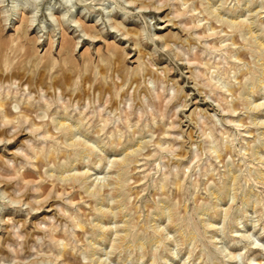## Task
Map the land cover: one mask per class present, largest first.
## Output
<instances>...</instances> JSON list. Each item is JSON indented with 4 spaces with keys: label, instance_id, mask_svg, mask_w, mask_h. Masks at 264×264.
<instances>
[{
    "label": "clouds",
    "instance_id": "obj_1",
    "mask_svg": "<svg viewBox=\"0 0 264 264\" xmlns=\"http://www.w3.org/2000/svg\"><path fill=\"white\" fill-rule=\"evenodd\" d=\"M0 264H264V0H0Z\"/></svg>",
    "mask_w": 264,
    "mask_h": 264
},
{
    "label": "rangeland",
    "instance_id": "obj_2",
    "mask_svg": "<svg viewBox=\"0 0 264 264\" xmlns=\"http://www.w3.org/2000/svg\"><path fill=\"white\" fill-rule=\"evenodd\" d=\"M55 2L58 4L59 0H55ZM86 28H88L89 30H92V29L95 28V25L91 24V23H88V24H86ZM165 31H167V30H165ZM51 43H53V42L50 41V44ZM71 44H72V36H71V34L68 33V32H64L63 35H62V39H61V42H60L59 46L56 47V50L52 53V55H57L59 53V51H61L62 49L70 48ZM37 51L40 52L41 55H43L44 52L47 51V49H43L42 50L40 48H37ZM85 51H86V48H81L79 53L77 54V59L82 57L84 55ZM99 51H100V46L98 45L96 47V49L91 54L95 55ZM45 79H46V69L39 70V78H38V80L36 82L37 86L43 85L45 83ZM17 219L22 220V218H17ZM33 219L35 220L36 218L34 217Z\"/></svg>",
    "mask_w": 264,
    "mask_h": 264
},
{
    "label": "bare ground",
    "instance_id": "obj_3",
    "mask_svg": "<svg viewBox=\"0 0 264 264\" xmlns=\"http://www.w3.org/2000/svg\"><path fill=\"white\" fill-rule=\"evenodd\" d=\"M49 5L55 10L56 2L53 3V0H48Z\"/></svg>",
    "mask_w": 264,
    "mask_h": 264
}]
</instances>
